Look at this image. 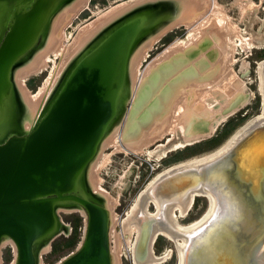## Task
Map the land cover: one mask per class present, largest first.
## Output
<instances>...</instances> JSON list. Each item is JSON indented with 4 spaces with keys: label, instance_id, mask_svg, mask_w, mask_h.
Here are the masks:
<instances>
[{
    "label": "water",
    "instance_id": "1",
    "mask_svg": "<svg viewBox=\"0 0 264 264\" xmlns=\"http://www.w3.org/2000/svg\"><path fill=\"white\" fill-rule=\"evenodd\" d=\"M73 1L0 0V246L12 238L14 264H39L38 252L70 230L59 207L81 208L84 222L75 247L53 264H110L108 209L89 192L85 169L129 99L135 47L187 0L127 5L69 53L41 102H29L15 72L42 54ZM261 81L262 114L216 152L167 168L139 194L122 222L137 225L135 264L162 256L150 250L158 228L174 239L178 264H264V62ZM192 191L207 193L209 206L179 225L171 207L184 209ZM148 198L154 212L145 209Z\"/></svg>",
    "mask_w": 264,
    "mask_h": 264
},
{
    "label": "rangeland",
    "instance_id": "2",
    "mask_svg": "<svg viewBox=\"0 0 264 264\" xmlns=\"http://www.w3.org/2000/svg\"><path fill=\"white\" fill-rule=\"evenodd\" d=\"M124 1L125 0H87L85 5L82 6L76 14L70 16L72 14V5L75 3L73 2L61 13V15H59L54 25L51 38L53 36L57 38V42L58 40H60L61 43L64 44L71 43L78 35V32H80L81 30L90 33L103 21L117 13L118 11L111 15V12H113L114 10L111 9L126 2ZM137 1L140 0H136V2ZM108 13L110 16L106 19H103V17L105 18V16H108ZM216 13H220L217 17L220 16V18H224V21L217 20V22L220 21L219 23H217L216 19L213 16L216 15ZM202 15L205 16L203 17ZM180 16H185L184 18L186 19V21H189V23L194 22L193 25L195 27H198L200 29L202 28L201 34H199V37L196 39L195 42L190 43V47L188 45H178L172 51H165L166 53H164L163 56L157 58V54L164 50V48L171 41L175 40L178 37L181 38L185 36L188 27L186 23H183L186 21H182L161 33L160 36L151 43L150 47L146 49V52L144 53L145 55L142 56V54H139V49L140 46L144 42H146L152 34L148 36L145 40H143L135 48L132 54L130 65V75L128 83L129 99L127 102H125V108L122 113L111 124L101 143L99 142V148L97 153L94 154L85 169L86 180L92 189L94 187H97V185L99 184L102 186V188L106 190L105 192L109 193L112 197L115 198L114 206L112 207L113 215H111L113 216V219L109 221V238L110 246L113 244L116 245L117 251H119V257L116 261V254L113 255V253H111L112 264H132L131 258L129 256L130 252L127 244V236L122 228L121 220L125 216V212L129 208L131 202L134 200L137 191L146 183V181L150 179L155 172L172 162L183 159L186 156L188 157L191 154L194 155L204 151H209L210 149H212L211 147L217 145L218 143L220 144L224 139H226L247 118L251 117L255 113H258L261 108L262 96L258 89V75L256 72V64L259 59L264 57V44L251 47H244L240 42L239 35L246 36L248 37V39L259 40L264 42V0H187L183 11L180 12L176 17H174L172 21ZM209 18L212 19L208 21ZM66 19L69 20L68 23ZM229 21L231 28H229V31L226 32L225 28H221V24H223L224 26V24ZM203 23L205 24L202 27L201 25ZM225 33H227V36L231 35L230 38L232 45V54L230 55L231 57H229L231 59V64L228 65L229 68L227 67V69L224 70H228L231 67V71L234 74V77L232 79L233 83L239 80L236 74L238 75L240 73L239 67L241 61L245 60L247 62L248 69L245 70L246 74L244 77L246 80L245 89L252 91V95L247 96L246 100L244 101V103H242V105H240L238 108L229 113L225 118L221 119L216 125L215 129L208 135H205L204 137L196 141L187 143L181 147L178 146L174 149H171L166 153V155L160 158H155L154 156L147 157L143 151H134L123 141H120L121 145L118 146H115L118 143L115 144L114 141V143H111V141L113 140L112 135H114L117 130H120L123 133V136L125 137L126 141L134 137L135 139L139 138V135L137 134L139 133V130L135 131L133 133L135 135H133L131 133L128 134L126 129H124V115L129 109H131V111L137 109L135 108V106H131V99H133L132 97L134 95H137V89L140 83L142 81H152L154 78L157 77L156 72H154L155 70L152 71L151 68H155L157 66V63L161 62L163 59L164 61H169L168 64L171 65L172 62H175V58L180 55V53H184L186 50H188V48L189 50L195 49L196 51H194L193 53L196 54H194L192 58L187 59L185 63L181 64L180 61L174 64V66L171 67V69H174V71H172L173 73H169L167 78L165 77L166 79L164 81V78H161L158 83L160 85V82H163L160 85L162 88L168 86L170 81H176L177 77L174 74H178V71L180 72V69L185 67V64H193L194 68L199 70L198 72H200L201 74L209 72V75L206 78H209L210 80V78L217 75L216 72L222 70V67H224L226 64L225 62L228 61L226 57L222 59V56H217L219 55L217 53L218 49L216 50V46L213 45V34L216 35L217 39L220 38L219 43H222V40H226ZM50 42L51 41H49V43ZM212 54L214 55V57H217L218 60L215 59L214 62L211 63V60L209 61V55ZM58 58V55L50 53L49 59L46 62L45 67L41 68L39 71L31 72L25 75L23 83H19L20 81L18 80V76L15 73V76H17V83L24 98L27 101L33 102V100L30 99L31 93H34L37 90L38 86L42 83L44 76H46L49 68L56 64V62H59L60 59ZM201 65H203L202 69L204 70L200 69ZM139 73H142V79L140 81H137L136 79H138ZM180 77H182V75ZM204 78L205 76L203 75L196 78L193 77V80H202ZM179 81H182L183 86H179L177 89H175L174 92L177 97H172V94L174 93L172 92L173 89H169V87L175 86L177 82L176 81L173 86L170 85L167 87V93L165 95L166 97H162L161 100L159 99L160 109L156 110L153 113L154 115H156L155 118H160L161 116H163L164 113L170 114V107L173 108V106L178 103V96L183 93L188 94L187 91L190 90V82H186L187 84L184 85V79L181 78ZM178 85L182 84L180 83L177 84V86ZM184 86L187 89H185ZM159 87L157 89H159ZM213 92L215 93V91ZM154 93L155 91L152 92V94ZM166 100L169 102H167ZM169 103L170 107L167 108ZM149 123H151V121ZM149 123L143 127H147ZM154 124L155 122L152 123L151 126ZM151 126L147 128L149 129ZM165 136L168 135L166 134ZM218 139L219 141L216 144L210 147L208 146L210 143H213ZM162 141H165V137H162ZM100 197H102L104 203L106 204L105 196L103 193L100 194ZM207 203L208 200L205 195H194L191 206L186 211V214L179 218V221L187 222L198 217L206 208ZM148 206L150 209H153L152 203H150ZM57 212L59 213L62 221L70 225V230L67 233L62 230L56 236L68 235L71 231L73 214L79 213L81 215V223L78 228V238L72 247L64 246L60 247L59 250L50 249L52 241L51 239L48 242L49 246L46 249L40 250V252L38 253L39 264H53L59 257L74 248L81 236L84 222L83 212H81L79 209L72 208H58ZM152 246L153 250L156 253L162 251V249L166 246H170L172 248L170 255L163 259L164 261L161 260L154 264H176V249L174 248L171 239L166 237L164 234L158 233L152 243ZM7 253L8 258L6 259L5 255ZM12 259L13 247L11 246V243L7 240L1 241L0 264H11Z\"/></svg>",
    "mask_w": 264,
    "mask_h": 264
},
{
    "label": "bare ground",
    "instance_id": "3",
    "mask_svg": "<svg viewBox=\"0 0 264 264\" xmlns=\"http://www.w3.org/2000/svg\"><path fill=\"white\" fill-rule=\"evenodd\" d=\"M86 1L87 0H75V1H73L75 3L72 5V8H71L72 9V14L70 16L76 14L79 11V9L82 6L85 5ZM125 1L127 2V4H126ZM125 1H124L125 3L120 4L119 6H117V7L115 6L114 8H112L111 10H113V9L114 10H113V12H111V15L113 13H115L116 11H119V10L123 9L127 5H130L131 3H133V1H134V3L136 2V0H125ZM213 4H214V2H213ZM70 5H68V6H70ZM182 11H180V12H182ZM217 13H216V15H213L214 18L216 19V22H217V20L224 21V18H222V17L220 18V16L217 17L220 14V13L219 14H217ZM109 16L110 15L108 13V16H105V18L103 17V19H106ZM176 16H174V17H176ZM202 16L204 17L205 15H202ZM184 17L185 16H183V17L180 16V17L174 19L173 21H172V19H173L172 18L166 24H164L163 26L158 28L156 31L151 33L152 34V35L150 34L151 36L148 35L150 37L147 39L146 42H144L140 46L139 54H142V56L145 55L144 53L146 52V49L148 47H150L151 43L155 39H157L160 36L161 33H163L165 30L171 28L172 26L177 25L179 22L186 21V19ZM103 19H101V20H103ZM211 19L212 18H209L208 21H210ZM203 20H205V19H203ZM68 21L69 20H67V23H68ZM94 21H96V20H94ZM219 22H217V23H219ZM183 23H186L187 27H188L187 28L188 30H187V33L185 34V36L181 37V38L178 37L175 40L171 41L164 48V50H162L161 52H159L157 54V58L163 56V54L166 53L165 51H169V50L172 51L178 45H184V46L188 45L189 46L190 43L195 42L196 39L199 37V34H201L202 28L200 29L198 27H195L193 25L194 22L193 23H189V21H186V22H183ZM63 24H65V23H63ZM91 24H92V22H91ZM204 24L205 23H203L201 26L203 27ZM221 28H225L226 32L229 31V28H231L230 27V21L226 22L224 24V26H223V24H221ZM238 29H239V27H238ZM88 33L89 32L81 30L80 32H78V35L75 37V39L71 43H66V44L61 43L60 40H58V42H57V38L52 36V38L50 37L51 39L49 40L51 42L50 43L48 42V44H47V46L45 48L46 51L44 50L45 52L43 51L42 54L37 59H35L34 61L19 67L20 69L17 68L18 71L16 70L17 72H15V73L18 76V80L20 81L19 83H23L25 75H27L28 73H31V72L39 71L41 68L45 67L46 62L49 59V54L50 53L58 55V57H59L58 59H60L58 63L56 62V64H54L53 66H51L49 68L46 76H44V79H43L42 83L38 86L37 90L34 93H31L30 99L33 100V102H41L44 99V97L47 94V92H48V90H49V88H50V86H51V84H52V82L54 80V77L57 75L62 63L65 61V59L67 58L69 53L77 46V44ZM225 34H226V40H222V43H219V39L220 38L217 39L216 35L213 34V38H214L213 45L216 46V50L218 49L217 53L219 54L217 56H219V57L222 56V59H224V57H226L227 60H228V61L225 62L226 64H225L224 67H222V70L216 72L217 75L212 77V78H210V80H209V78H206V77L204 79H202V80H193V78H191L193 74L190 75V76H186L185 69H180L181 70L180 72L177 70L178 74H176L174 72L175 76L177 77L176 80H178V79L180 80L181 78L184 79V81H185L184 85L187 84L186 82H188V83L190 82V85H189L190 86V90L189 91L186 90L188 92V94L183 93L180 96H178L179 97L178 98V103L176 105H174L173 108L170 107V103H169L167 108L170 107V111H171L170 114L164 113L163 116H161L160 118L159 117L155 118L156 115H154V114H152V117L151 116L145 117V114H144L145 111L144 110L140 111V110L143 107L145 101L150 97L153 87H155L157 84L159 85V83H158L159 80L161 78L162 79L164 78L163 79V81H164L167 78V76L169 75V73L170 74L173 73L172 71H174V69H171V67L174 66V64H176L177 62H180V61H181V64L185 63V61H187V58L190 57V55L196 54V53H193L196 50L195 49L194 50H189V48H188V50H186L184 53H180V55H178L175 58L177 61L175 60V62H172L171 65L168 64L169 61L167 62V61H164V59H163L161 62L157 63V66L155 68H153V69L151 68L152 71L155 70L154 72H156L157 77L154 78L155 80L153 79L152 81L148 80V81H144V82L142 81L141 83L138 82V83H140V85L138 86V89H137V95L136 96L134 95L132 97L133 99H131L132 100V103H131L132 105L131 106L132 107L135 106V108H137V109L136 110L134 109L132 111H131V109L128 110L129 113H128L127 122L130 124V127L135 126L134 123L137 122L138 120L139 121L141 120L139 127H137V129L135 130V131L139 130V133H137L139 135V138L137 137L138 139H135V137H134V138H131L128 141H126L125 137L123 136V133L120 130H117L116 133H114V135H112V139L113 140L110 139V140H112L111 143L114 141L115 144L118 143L115 146H118V145H121L120 141H123L132 150H134V151L135 150L143 151L146 154L147 157L154 156L155 158H160V157L166 155V153L169 150H171V149H174V148H176L178 146L181 147V146H183V145H185L187 143L196 141V140L204 137L205 135H208L209 133H211L215 129L216 125L219 123V121L221 119L225 118L229 113H231L233 110H235L240 105H242V103H244V101L246 100L247 96L252 95L251 94L252 91H249V90L245 89L246 80H245L244 77H245V74H246L245 70L248 69L247 68V62L245 60L241 61L240 67H239L240 73L238 75L236 74V76H238L239 80H237V81H235L233 83L232 79L234 77L233 76L234 74L231 71L232 70L231 67L228 70H224V69H227V67L229 68L228 65L231 64V59L229 57H231L230 55L232 54V45H231V38H230L231 35L227 36V33H225ZM239 36H240V42L242 43V45L244 47H251V46H257V45H260V44H264V42L259 41V40L248 39V37H246V36H241V35H239ZM58 38H59V36H58ZM145 39H143V40H145ZM75 40H76V42H75ZM234 43H235V41H234ZM215 59L218 60V58L214 57V55H213V56H211L209 58V61L211 60V63H212V62H214ZM263 62H264V57L259 59L257 61V64H256V72H257V75H258V89H259V91L262 94V97H261V99H262L261 108H260L259 112L255 113L251 117L247 118L226 139H224L219 145L215 146L214 148L210 149L209 151H204V152H201L199 154H194V155H190L188 157H184L183 159H180L178 161L172 162V163L162 167L157 172H155L154 175L150 179H148L146 181V183L137 191L134 200L131 202L129 208L125 212V216L121 220L122 222L132 212V210L136 206L139 194L143 191V189L158 174H160L162 171H164L167 168H170L172 166H175V165H178V164L190 161V160H194V159L203 157L205 155L211 154L213 152H216L239 129H241L245 124H247L249 121H251L252 119H254L257 116H259L260 114H262V112H263V92H262V81H261V64ZM185 66H186V64H185ZM167 70H169V71H167ZM141 74L139 73L138 79H136L137 81L138 80L140 81L142 79V75ZM163 74H164V77H163ZM181 75H182V77H180ZM162 83L163 82H160V85ZM170 83H172V81H170L169 84ZM180 83L182 85H178L177 86V84H180ZM158 85H157V87L160 86V85L159 86ZM173 85H171V86H173ZM227 85H228V87H227ZM179 86H183L182 81H177L175 86L174 87H169V89L170 90L173 89L172 92H174L175 89H177ZM160 88H161V86H160ZM184 88L187 89L185 86H184ZM213 91H215V93ZM172 97H174V98L177 97L175 92L172 94ZM28 99H29V97H28ZM167 102H169V101H167ZM138 111H139V116H138ZM151 118H152V120H151ZM150 121H151V123H149ZM154 122H155V124L151 126V124L154 123ZM148 123H149V125L147 127L151 126L149 129L147 127H143V126L147 125ZM107 130L104 133V135L102 136V138L100 140V143L103 140V138L105 137V134L107 133ZM131 134H133V133L131 132ZM166 134L168 136H165ZM133 135H135V134H133ZM162 137H165V141H162ZM98 148H99V146L97 147L96 153L98 151ZM86 182H87V180H86ZM87 186H88L89 192L92 193L99 200L103 201L102 197H100V194L101 193L104 194L105 202H106V204L105 203L104 204L106 206H108L107 209L109 208L108 209L109 219H110L109 221H111L113 219V216H111V215H113L112 214V207L114 206V202H115L114 199L115 198L112 197L109 193L105 192L106 190L104 188H102V186L99 185V184L97 185V187H94L93 189L88 184V182H87ZM95 191L98 192V193H96ZM197 194H202V195L206 196V198L208 200L206 208L204 209V211L198 217L194 218L193 220H190V221H187V222L179 221V218L186 214V211L188 210V208L192 204V200H193L194 195H197ZM150 203H154L155 204L153 209L149 208L148 205ZM208 206H209V196H208L207 193L202 192V191H192V193L190 195V198H189L185 208L183 209V208H181L180 205L174 204L171 207V213H172V216H173V218H174V220H175V222L177 224H179V225H188V224L196 221L199 217H201L202 214L207 210ZM59 208H62V207H59ZM63 209H65V208H63ZM72 209H79L81 212H83L81 210V208H79V207H74ZM145 209L147 211L154 212L156 210V201L153 198H148L146 203H145ZM109 226H110V224H109ZM122 228H123V226H122ZM123 230H124V232L126 233V236H127L126 237L127 238V244H128L129 252H130L129 256L131 258L132 264H135L134 259H133V254H132V244H133V240H134L135 234L137 232V225H136L135 222H130L126 227L123 228ZM60 231H62V230H60ZM158 233L164 234L166 237L171 239V241H172V243L174 245V248L176 249V256H177L176 264H178V262H179V251H178L177 245H176L174 239L168 233H166L164 230H162L160 228L156 229L154 231L153 235H152V239H151V242H150V250H151V252L154 255L162 254V256L160 258H158V259H152V260L146 262L145 264L157 263V262L165 259L167 256H169L171 251H172V248L170 246L164 247L162 249V251H160L159 253H156L153 250L152 243H153V241H154V239H155V237L157 236ZM3 240H7L8 242H10L11 246L13 247V259H12L11 264H14L15 256H16L15 243L12 240V238L10 236H7V235L2 238V241ZM109 243H110V239H109ZM111 253H113V255L116 254L115 256H116V261H117V258L119 257V251H117V247H116L115 244L110 246V264H112ZM38 258H39V256H38Z\"/></svg>",
    "mask_w": 264,
    "mask_h": 264
},
{
    "label": "flooded vegetation",
    "instance_id": "4",
    "mask_svg": "<svg viewBox=\"0 0 264 264\" xmlns=\"http://www.w3.org/2000/svg\"><path fill=\"white\" fill-rule=\"evenodd\" d=\"M194 55H190V57H188L187 59H190V58H192ZM210 57L211 56H213V54L212 55H209ZM202 67H203V65H201V67H200V69L201 70H204V69H202ZM182 69H185V71H186V76H190V75H192V77L191 78H195V77H199V76H205V77H207L208 75H209V72H206V73H200V72H198L199 70H197L196 68H194V66H193V64H187L185 67H183ZM193 70H194V72H193ZM175 75V74H174ZM190 78V77H189ZM188 80V79H187ZM186 80V81H187ZM176 81H179V79L178 80H176ZM176 81H174V82H172L171 84H168V86L169 85H173ZM158 85V84H157ZM157 85L152 89V92L153 91H155V93L154 94H152L151 93V95H150V97L145 101V103H144V105H143V107L141 108V110L140 111H145L144 112V114H145V117H149V116H151L152 117V114L156 111V110H159L160 108H159V106H160V101H159V99L161 100L162 99V97H166L165 95H166V93H167V87L168 86H165V87H162V88H160L159 87V89H157L158 87H157ZM159 86V85H158ZM161 91V92H160ZM158 93V94H157ZM128 111H126V113H125V115H124V129H126V131H127V133L129 134V133H134V131L137 129V127H139V125H140V122H141V120L139 121H137V122H135L134 123V125L135 126H132V127H130V124L127 122V118H128ZM138 116H139V111H138Z\"/></svg>",
    "mask_w": 264,
    "mask_h": 264
},
{
    "label": "trees",
    "instance_id": "5",
    "mask_svg": "<svg viewBox=\"0 0 264 264\" xmlns=\"http://www.w3.org/2000/svg\"><path fill=\"white\" fill-rule=\"evenodd\" d=\"M219 141V139L213 143H210L208 146H213ZM219 144V143H218ZM217 144V145H218ZM215 145V146H217ZM213 146V147H215ZM211 147V148H213ZM192 155V154H191ZM187 157V156H186ZM81 223V215L79 213H74L72 218V225H71V231L68 235H62V236H55L52 238L51 241V250H59L60 247L69 246L72 247L75 243V241L78 238V228ZM5 258H8V253L5 255Z\"/></svg>",
    "mask_w": 264,
    "mask_h": 264
}]
</instances>
